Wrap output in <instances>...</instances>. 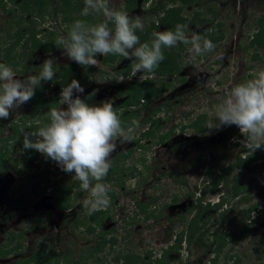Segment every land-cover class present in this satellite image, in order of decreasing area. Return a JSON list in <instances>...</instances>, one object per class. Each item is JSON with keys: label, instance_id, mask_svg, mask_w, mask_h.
Masks as SVG:
<instances>
[{"label": "rangeland", "instance_id": "1", "mask_svg": "<svg viewBox=\"0 0 264 264\" xmlns=\"http://www.w3.org/2000/svg\"><path fill=\"white\" fill-rule=\"evenodd\" d=\"M74 1L77 2L78 0ZM79 1L80 10L75 11L73 17L83 19L80 13L84 0ZM168 1L140 0L137 9L128 14L143 17L144 31H146L154 24H159L155 20L160 21V18L164 16V12L159 10V7ZM76 2L75 4H77ZM123 2L124 0H112V6L118 9V7L123 6ZM59 5L57 0H52L44 19L36 18V14L32 16L26 14L21 26L30 28L32 21H35L38 31L42 33L40 35L42 39L48 36L50 38V32L62 35V13L58 10ZM13 8H15L14 4L9 2L8 9ZM263 10L264 0H204L183 8L181 15L185 18L184 24L187 25L189 34L195 32L205 38L207 34L211 33L215 39H219L214 42L216 48L204 56L192 58L185 46L181 54L180 65L182 70L180 74L159 82L160 85L171 82L174 87L168 92L160 94L156 99L150 100L152 104L147 109L143 110L142 103L136 108H132L131 111H135L138 115L136 121L140 122V129L137 130L135 139L142 132L148 130L151 126L150 121L157 119L158 116H153L148 123L145 122L151 111L163 105L164 102H169L168 107L171 110L168 117L165 114L168 108L164 107L163 113L160 112V117L163 119L161 133L163 134L175 127L176 135L166 143L147 151L145 155L142 156L137 151L133 157L127 160L126 166L137 167L140 174L135 178L126 177L123 186L118 185L119 180L116 177L113 178L116 182H109L112 186L111 203L107 208L110 217L103 222L102 228L95 233H89L87 225L81 228L75 226L76 214H73V210L82 212V217L88 215L87 210H82L81 203L88 194L81 190H78V198L74 201L75 207L67 212L58 211L54 206L55 198H53L54 194L51 189L39 196L29 210L17 205L16 201L12 199L13 191L16 193L15 199L17 200L16 197L31 193L33 185L39 184L42 189L47 180L52 181V184L56 183L57 186L67 183V179L72 180L71 183L75 180L72 179V174L62 172L55 162L46 159L40 153L34 151L30 156H26L22 150L23 147L16 145L13 152L16 169L7 171V173L13 172V180L7 189L0 186V250L2 245L9 242L12 231L15 232L17 238L9 248L19 241H23L24 245L21 250L12 252L8 257L2 258L0 256V264H17L19 261H25L32 252H39L44 245L46 246L45 257L54 252L63 255L60 264H78L77 261L84 260L81 259L84 251L85 254H89L92 247L98 246L103 241L104 237L101 230L111 233L107 239L115 237L118 242L112 250L109 249L110 244H108L103 252L92 257L88 256V264H116L111 260L113 259L111 255L118 252L141 254L144 259H148L144 255L153 250L157 254L156 256H160L162 254L161 247L165 246L167 242L173 243L175 236L193 218L194 214H188L187 209L192 205L193 194L198 196L199 188L206 181H210V177L207 176L209 168L220 161L219 168L221 169V167L234 161L242 151H249L245 144L244 146L239 144L238 139L231 141L226 148L222 149L219 147L222 142V137L219 135L227 132L230 127L210 131L208 125L214 119L215 106L224 98L226 89L252 78L250 73L264 69V50L259 49L257 52V48L250 45L257 30L258 18ZM195 12L200 13V19H207L208 22L202 25L193 24ZM18 15H22V12H19ZM54 17H56L55 20ZM93 18L102 19L101 17ZM13 20L14 15L4 11L0 4V40L3 41V46L7 44L5 39L13 40L10 36L19 29V26L12 22ZM9 25H13L11 32L8 30ZM50 27L52 30L49 29ZM165 30L171 29L166 25H160L155 32ZM205 30L207 32L202 34ZM28 39L29 36H26L24 42L27 43ZM25 43H22L21 46H24ZM180 47L181 45L167 50L179 51ZM17 51H22V47L19 46ZM1 52H5V49L0 48ZM256 53H258L259 58L255 60ZM27 54L23 55V52L18 54L20 63L18 68L11 66L19 79H24L23 74L18 72L25 66L29 67L27 76L38 74L40 65L46 59L55 60L56 75L62 67L72 62L64 55L63 51L55 54L27 51ZM100 58L98 57L100 60L98 67L80 68L75 73L74 79L78 80L84 87L85 96L93 94L89 97V103L97 104L102 100L111 98L114 99L115 108H117L116 106L123 101V98L119 96L122 86L128 85L130 81L143 79L140 78L139 74L136 76L131 74L128 78L119 73V70L132 61L123 59L121 62L104 65ZM0 63H5V56L0 57ZM121 77H123L122 82ZM183 78L186 80L182 81ZM149 79H156V75L154 74ZM43 84L45 83L43 82ZM61 89L60 81L54 78L50 82L48 95H59ZM205 107L208 110L202 111ZM27 111L26 104L16 110L13 116L15 123ZM41 112L43 113V110ZM117 113H124L123 109H119ZM187 114L192 119H195L199 114L208 115L204 124L205 134L198 135L190 130L185 133L181 131V125L189 122L188 119L186 120ZM1 126L5 128L1 129ZM8 134L9 129L6 120H0V139ZM204 136L211 139L207 142L211 144L210 152L205 160L196 163L197 153L205 144L202 141ZM214 136H217L218 139L214 140L212 138ZM144 143L148 144L149 142L145 141ZM134 145V140L130 142L118 140L117 150L111 157L112 166L115 165L114 159L117 152H126ZM215 149H219V151L213 152ZM259 151V155L262 157L261 165L255 164L241 169L236 168L229 175L231 179L225 180L215 192L210 193L205 201L217 203L222 195L228 196L234 175H239L246 181L251 178L255 180L249 192L233 199L230 203L226 202L221 210L207 212L204 218L210 217L211 219L203 228L202 243L195 242L188 246V243L185 242L178 252L169 255L170 264H213V259L216 257L214 249L217 245L213 232L217 229L222 232H233L238 236L234 242L228 244L218 260V264H231V261L227 262L229 260L228 255L233 253H237L241 257L242 264H264V244L261 243V237L264 233V147ZM218 154L223 155V157H217ZM33 157L38 162L37 168L30 167ZM141 157H146L147 163L145 165L142 164ZM5 175L6 173L3 174L4 179ZM8 195L10 199L7 198ZM245 197L248 200L242 201L241 198ZM152 200L156 201L154 204L156 207L150 206L147 212L150 214L155 211L157 215L162 214L158 219H146V214L139 212L136 206V201L148 203ZM255 205H257V210L249 215L247 211ZM223 213H225V218L221 216ZM182 217H184L185 222L182 221ZM244 229L247 230L241 235ZM20 233H23V237H19ZM171 233H173L172 237H170ZM209 245H212L211 248H208ZM66 255L69 257H64Z\"/></svg>", "mask_w": 264, "mask_h": 264}, {"label": "clouds", "instance_id": "2", "mask_svg": "<svg viewBox=\"0 0 264 264\" xmlns=\"http://www.w3.org/2000/svg\"><path fill=\"white\" fill-rule=\"evenodd\" d=\"M80 16L83 19L75 20L67 34L58 36L55 43L69 60L82 68L98 67V57L115 55L133 62V76L139 74L141 79H149L165 59L164 49L184 45L195 58L216 48L211 40L195 32L189 34L185 24H177L174 30L154 32L150 43H141L137 32L144 31V18L118 10L112 6V0H84ZM89 17L102 19L89 22ZM55 65L54 59H46L38 74L19 79L10 65L0 63V120L9 119L27 104L42 82L53 81ZM250 76L226 89L224 98L215 106V117L209 122L208 130L236 126L244 137L241 142L250 152H255L264 147V69ZM120 79L122 82L123 77ZM84 94V87L76 79L63 87L59 94L60 107L50 109L48 122L41 125L39 119L34 120L38 129L23 133V150H35L55 162L62 172L72 174L81 191L88 194L81 203L87 214L92 215L110 206L112 186L106 178L112 167L111 157L118 140L135 139L140 122L134 120L126 127L117 114L114 99L92 104L88 101L93 94Z\"/></svg>", "mask_w": 264, "mask_h": 264}, {"label": "trees", "instance_id": "3", "mask_svg": "<svg viewBox=\"0 0 264 264\" xmlns=\"http://www.w3.org/2000/svg\"><path fill=\"white\" fill-rule=\"evenodd\" d=\"M52 0H0L1 7L4 11H10L14 15V20L12 21L15 25H18L19 29L16 31L15 34H12L11 37L13 39L11 46L5 49V63L18 68L20 63L18 61L19 55L17 54V49L22 47L23 55L27 54V51L31 53L35 52H47V53H58L63 51L56 45V39L60 35H56V33L50 32V38L46 37L45 39L39 37L40 32L37 29V23L32 21V26L30 28H23L21 24L24 22V16L26 14L34 15L36 14V18H43L47 12V9L50 5ZM59 2L58 10L62 13V24L63 35H66L69 27L71 24L80 18H74L73 14L75 11L80 10V1L77 2L74 0H57ZM146 1V0H144ZM200 1L203 2L204 0H169L168 3H163L160 5L159 10L164 12V16L160 18L159 25H166L170 27L171 30L175 29L177 24H184L185 18L182 17V10L186 6L192 5L195 2ZM12 2L14 4L13 9H8V3ZM75 2L77 4H75ZM140 0H124L123 7H118V10H125L131 12L132 10L136 9ZM179 3V7H168L167 5ZM19 12H22V15H18ZM200 13L195 12L193 17L192 23L195 25H202L207 23V19H200ZM90 18V19H89ZM89 22H97L99 20L94 19L93 17H89ZM154 24V23H153ZM111 26V25H110ZM158 25H153L149 29L144 32H137V35L140 38L141 43L144 42H151L153 39L152 34L158 29ZM13 29V25H9L8 30L11 32ZM54 30V28H53ZM207 30L203 31L202 34H205ZM42 34V33H41ZM49 34V33H48ZM207 34V33H206ZM26 36H29L28 42L25 43L24 40ZM48 38V39H47ZM205 39L211 40L213 43L219 39H215L213 35L207 34ZM22 43H25L24 46H21ZM251 46L257 48V52L259 49L264 50V10L261 12L260 17L257 21V30L254 33L253 39L250 43ZM185 46L181 45L179 51H168L164 49V56L165 59L159 64L158 69L155 71L156 79H146L142 82L140 81H133L128 85L124 86L119 94L122 98L125 97V100L118 106V109L123 108L124 113L118 114L121 118L122 123L124 126H131L132 121H136L138 118L137 113L131 111L132 108H136L140 103L141 100L147 101L144 105L143 110L147 109L151 106L152 101L156 99L160 94L166 93L169 89L173 88L174 85L171 82H167L165 84L160 85V80H166L168 77H173L180 74L182 67L180 65L181 54L184 50ZM28 55V54H27ZM27 57V56H24ZM259 58L258 53L254 56L256 60ZM123 57L115 56V55H108L101 57V60L104 65L114 64L117 62L123 61ZM132 65L133 62H129L126 64L119 73L124 77H130L132 74ZM12 66V67H13ZM24 70L28 69V66L23 67ZM82 68L81 66L77 65L73 61L66 64L62 67L58 74L54 77L57 81H60L61 88L67 86L71 83V81L75 77V73L78 72ZM57 67H54V71ZM92 69V68H90ZM185 81V79H182ZM50 82H42V86L36 90L35 96L30 100V104L32 106L31 115L28 116L26 121H22L21 123H15L14 125V140L15 144L23 143V133L24 132H34L38 129V126L33 123L34 120L39 119L41 121V125L48 122V113L52 108H58L60 106L59 99L60 95L53 94L52 96L48 95V89L50 87ZM169 106V102H164L163 105L154 108L149 117L145 119V122L148 123L149 120L152 119L153 116H158L157 119H154L151 122V126L148 130H145L141 133V135L134 139L135 145L132 148H129L126 152H117L115 160V165L111 167L110 170V177L109 181L113 182L114 177L119 178L123 181L126 177L135 178L139 173V169L137 167H127L126 162L129 158L133 157L134 154L139 151L141 155H145L147 151H151L153 148L160 146L163 143H166L169 139L176 135V128L172 127L165 133H161L162 127V117H160V112L163 113L164 107L166 109L167 117L171 110ZM43 110V113L41 112ZM117 110V109H116ZM118 112V110H117ZM126 112V113H125ZM139 114V113H138ZM208 118L207 114H199L195 119H192L190 115L187 114V118L189 122L187 124L181 125V131L186 132L187 130L196 132L198 135L205 134V122ZM29 122V123H28ZM19 135L20 138H19ZM222 142L219 144V147L222 149L226 148L231 141L238 139L242 146L244 143L241 141L244 140V137L241 135L239 129L236 126H230L229 130L222 135ZM214 140L218 139L217 136L212 137ZM210 137L204 136L202 141L205 143L202 147L201 151L197 153L196 163L202 162L208 157L209 148L211 144L207 143L210 141ZM148 141L149 143H144ZM218 148V147H217ZM2 151V148L1 150ZM28 151L34 152L35 150L29 149ZM219 151V149H215L213 152ZM242 151V149H241ZM240 151V152H241ZM260 151L256 150L255 152H241L238 156L234 159V161L228 163L226 166L219 168L221 164L218 161L215 165H212L209 170L207 171L210 177V181H206L201 188H199V195L195 196L193 194V202L192 205L187 209L188 214H194L193 218L187 222L188 225L176 235L173 243L168 245L167 247L161 248L162 254L160 256H156L157 254L155 251L151 250L146 252L144 256L148 257V259H144L141 254H134V253H124V254H117L113 260L116 264H170L169 255L172 253L178 252L185 242L188 243V246H191L193 243H202L203 241V228L208 224V221L211 219L204 218V215L211 211V210H221L223 205L228 202L230 203L233 199H236L239 196L247 194L254 184V179L251 178L249 181L242 179L239 175H234L232 177L231 187L228 192V196L222 195L221 199L217 203H212L211 201H205L211 192H215L219 186H221L224 181H229L231 178L229 175L232 171L236 170V168H245L250 165L260 164L262 157L259 155ZM5 156V155H4ZM217 157L222 158L223 155L218 154ZM2 156H0V168ZM141 162L143 165L147 163L146 157H141ZM34 164V157L30 162L32 166ZM125 165V166H124ZM79 184V182H77ZM76 183V184H77ZM229 183V182H227ZM56 183L52 184V181L47 180L45 181L44 187L41 189L39 184L34 185L31 189V193L24 194L22 197L17 199V203L20 207L26 209L27 207L31 206L37 201V198L44 194L46 191L50 190L53 191L55 195V207L60 211H70L72 208L75 207L74 202L71 199L72 196V187L71 186H60L59 188L56 187ZM241 200H248L247 197L241 198ZM155 200H152L148 203L146 202H137V208L139 212L146 214V219L155 218L158 219L162 216V214L157 215L155 211H152L150 214L147 212L150 206H154ZM257 210V205L251 207L247 213L250 215L253 211ZM86 211V209H84ZM81 214L76 215L75 218V226L82 227L87 225L88 232L93 234L97 231V228H102L103 222L110 217L109 210H103L96 212L92 215H83ZM223 218H225V213L221 214ZM87 220V221H86ZM182 221L185 222L184 217H182ZM247 229H244L241 233L243 235ZM171 233V237H172ZM111 233H103V241L98 245L92 248L91 256H95L98 253L102 252L108 244H110V248L114 249L115 245L117 244V239L115 237L108 238ZM19 237H23V233L19 234ZM213 237L217 241L216 248L214 249V253L216 257L213 259V264H218V260L220 259L221 255L227 248L229 243H232L238 237L233 232H222L220 229H217L213 232ZM17 235L15 232H11V236L9 238V242L3 246V249L0 251V255L3 257H7L12 252H17L22 249L23 241H19L11 248L10 245L15 243ZM261 243L264 244V233L261 237ZM212 245H209L208 248H211ZM6 247V248H5ZM5 248V249H4ZM8 248V249H7ZM46 253V246H42L39 252H33L29 259L25 261H19L17 264H60L63 255L56 254L54 252L50 253L47 257H45ZM228 263L231 261V264H242V259L239 257L237 253L229 254ZM65 257V256H64ZM82 259V258H81ZM84 260L78 261V264H88V257L83 256ZM69 260V259H67Z\"/></svg>", "mask_w": 264, "mask_h": 264}, {"label": "flooded vegetation", "instance_id": "4", "mask_svg": "<svg viewBox=\"0 0 264 264\" xmlns=\"http://www.w3.org/2000/svg\"><path fill=\"white\" fill-rule=\"evenodd\" d=\"M137 9V8H136ZM135 10V9H134ZM134 10H132L131 12H133ZM8 12H10V11H8ZM131 12H128V13H131ZM11 13V12H10ZM46 15V14H45ZM45 17V16H44ZM44 17L43 18H41V19H44ZM56 19V17H54V20ZM62 19V18H61ZM160 25H162V24H160ZM159 24H158V26H160ZM49 29H51L52 30V27H50ZM40 35H41V33L39 34V37H40ZM11 37V36H10ZM6 40V42H7V44H4V46H3V41L2 40H0V48H2V50L3 49H7V48H9L10 46H11V43H12V41L13 40H10V38H7V39H5ZM22 51H23V49H22ZM22 51H20V52H18L17 51V54H20ZM4 53L5 52H1L0 53V57H2V56H5L4 55ZM6 59V58H5ZM101 59V58H100ZM109 65H111V64H109ZM13 66V65H12ZM14 67V66H13ZM29 69V68H28ZM28 69H26V70H24V68L23 69H21L18 73H22L23 74V77L25 78V76H27V74H28V72H29V70ZM183 79H185V78H183ZM144 80H146V79H143V80H140V82H142V81H144ZM186 80V79H185ZM133 81H130V83H132ZM124 87V85L122 86V88ZM48 93V92H47ZM53 94H50L49 96H52ZM125 100V97H123V101ZM123 101H121V103L123 102ZM121 103H119L116 107V109L119 111V109H118V106L121 104ZM141 103L143 104V106L147 103V101L145 102V100H141ZM27 105V112L26 113H24V115H22V116H20L19 118V120H16V122L18 123H21L22 121H26L27 120V118H28V116H30L31 115V111H32V106H31V104H30V101L26 104ZM120 109H123V108H120ZM125 110V109H124ZM124 110H123V112H124ZM14 113L12 114V115H10V117H9V119H7L6 120V122H7V128L9 129V134L7 135V136H4V137H2L1 139H0V150H1V148H2V151H0V156H2V159H1V165H2V167L0 168V176H1V178H0V186L1 187H3V188H5V189H7L9 186H10V183L12 182L11 180H13V172H11V173H7V171L8 170H15L16 169V166L14 167V158H13V152H14V147L16 146V144H15V140H14V134H15V132H14V125H15V120L13 119L14 117ZM29 123V122H28ZM3 128H5V127H3V126H1V129H3ZM185 133V132H184ZM20 136L21 135H19V138H20ZM17 145H21L22 147H23V143H19V144H17ZM23 150V149H22ZM24 151V150H23ZM25 153H26V156H30L31 155V153H34V152H32V151H24ZM36 152V151H35ZM38 154V153H37ZM5 155V156H4ZM130 159V158H129ZM128 159V160H129ZM36 164H38V162L34 159V164H32V166L30 165V167H32V168H37L39 165H36ZM29 165V164H28ZM125 166V165H124ZM17 170H18V168H17ZM111 170V169H110ZM4 173H6V175H5V179L3 178V174ZM139 175V174H138ZM137 175V176H138ZM109 177H110V171H109V174H108V178H107V183H109L110 181H109ZM131 178V177H130ZM68 180V182L67 183H65V184H60L59 186H56V187H60V186H71L72 187V196H71V199H72V201L74 202L75 201V199H77L78 198V190H81L80 189V187H79V184L77 183L78 181H73L72 183L70 182V181H72V180H69V179H67ZM118 180H119V183H118V185H120V186H123L124 185V183H125V180H126V178L123 180V181H121L119 178H118ZM114 182H116V181H114ZM77 183V184H76ZM33 187H34V185H33ZM77 191V192H74V191ZM32 191V190H31ZM26 194V193H25ZM15 195H16V193H15V191H13V193H12V199H14L15 201H16V203H17V200L15 199ZM41 196V195H40ZM21 196H19V197H16L17 199H19ZM7 198H9L10 199V196L8 195V197ZM53 198H55V195H53ZM137 202L138 201H136V206H137ZM143 202V201H142ZM55 203H56V201H55ZM55 203H54V206H55ZM76 203V202H75ZM17 205H18V203H17ZM32 206V205H31ZM31 206H29V207H27L26 209L27 210H29L30 209V207ZM154 207H156V206H154ZM84 208H82V210H83ZM58 211H60V210H58ZM62 212H67V211H62ZM73 214H78V212H76V209L75 210H73ZM79 214H82V212H79ZM107 220V219H106ZM105 220V221H106ZM104 221V222H105ZM103 225V224H102ZM97 230H100V228H97ZM106 231H103V230H101V234H103V233H105ZM170 237H171V234H170ZM10 238V237H9ZM175 238H176V236H175ZM173 242V241H172ZM6 243H8V242H6ZM5 243V244H6ZM4 244V245H5ZM167 244H171V243H168L167 242ZM167 244L165 245V246H167ZM4 245H2V248H3V246ZM24 245V244H23ZM2 248H1V250H2ZM6 248V247H5ZM4 248V249H5ZM23 248V247H22ZM93 248V247H92ZM109 249H111V248H109ZM0 250V251H1ZM92 250V249H91ZM112 250V249H111ZM103 252V251H102ZM33 253V252H32ZM32 253H31V255H32ZM101 253V252H100ZM83 254V253H82ZM117 254H119V252L118 253H116V254H112L111 255V257L112 258H114ZM120 254H124V253H120ZM10 255V254H9ZM8 255V256H9ZM31 255L29 256V258L31 257ZM1 256V255H0ZM7 256V257H8ZM83 256H86V257H88V256H90V257H92L91 256V251H89V254H85V251H84V254L83 255H81V258H83ZM108 256V255H107ZM110 256V255H109ZM66 258L67 257H69V256H65ZM2 258H4L3 256H2ZM28 258V259H29ZM112 261H114L113 259H111ZM61 263V262H60ZM77 263H78V261H77ZM115 263V262H114Z\"/></svg>", "mask_w": 264, "mask_h": 264}]
</instances>
